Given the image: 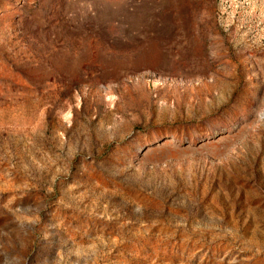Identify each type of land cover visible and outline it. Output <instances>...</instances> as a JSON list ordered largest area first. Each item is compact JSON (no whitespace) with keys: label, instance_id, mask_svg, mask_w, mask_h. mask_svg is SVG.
Instances as JSON below:
<instances>
[{"label":"rangeland","instance_id":"1","mask_svg":"<svg viewBox=\"0 0 264 264\" xmlns=\"http://www.w3.org/2000/svg\"><path fill=\"white\" fill-rule=\"evenodd\" d=\"M0 264H264V0H0Z\"/></svg>","mask_w":264,"mask_h":264}]
</instances>
